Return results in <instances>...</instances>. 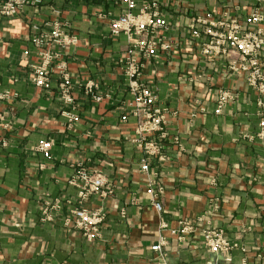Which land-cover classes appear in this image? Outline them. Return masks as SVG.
Returning <instances> with one entry per match:
<instances>
[{
  "label": "crops",
  "instance_id": "1",
  "mask_svg": "<svg viewBox=\"0 0 264 264\" xmlns=\"http://www.w3.org/2000/svg\"><path fill=\"white\" fill-rule=\"evenodd\" d=\"M24 1L16 15L0 14V93L10 94L0 100V264H154L157 244L170 264H264V95L238 52L205 54L207 37L191 33L196 17H209L264 34V0H136L157 3L167 22L158 37L168 49L148 60L138 38L111 35L110 22L126 12L121 0ZM254 13L258 24L249 23ZM55 22L76 42L52 47L60 57L43 89L29 79L42 53L32 36ZM258 61L264 73V51ZM134 65L166 111L164 137L137 132ZM64 72L71 104L60 98ZM221 90L234 99L217 114ZM41 141L51 143L49 159ZM78 165L104 175V194L80 199L70 183ZM78 206L104 217L93 241L66 224ZM209 230L237 248L211 252Z\"/></svg>",
  "mask_w": 264,
  "mask_h": 264
},
{
  "label": "built area",
  "instance_id": "2",
  "mask_svg": "<svg viewBox=\"0 0 264 264\" xmlns=\"http://www.w3.org/2000/svg\"><path fill=\"white\" fill-rule=\"evenodd\" d=\"M126 7L124 15L110 22L111 35L119 37L122 34L130 38H138L133 44L142 54L145 60L158 55V46L168 49L158 37L159 31L167 27L160 8L155 2H145L138 4L136 0H121ZM25 2L24 0H0V14L3 16H14L18 7ZM262 21L259 13H254L249 23L258 24ZM32 36L33 43L42 49L39 62L32 67L29 75L30 81L39 88H50V74L54 61L60 55L53 52V46L65 48L76 42L74 37L64 33L60 22H55L49 31L40 32L34 28ZM192 35L196 38L204 35L207 37V43L204 46V53H211L212 49L226 52L232 50L238 52L246 62L243 70L249 72L248 83L256 89L259 94L264 95V73L259 65V54L264 51V34L260 30L242 32L236 22L215 24L209 20V17H196ZM65 69V64L61 65ZM235 67H232V69ZM130 78V92L134 97L133 114L139 118L137 132L140 135L159 133L161 137L166 135V111L157 105V96L151 86L142 78L141 65L132 66L127 72ZM59 93L61 100L66 104L73 103L71 96V85L68 75L64 72L62 81L59 84ZM9 93H0V100L8 99ZM234 99V95L229 90H221L217 96L216 113L219 114L223 108ZM262 108L260 112L259 129L257 137L264 138V101H258ZM69 122L77 121V117L67 115ZM158 145V144H157ZM159 146V145H158ZM157 146L155 145L154 148ZM37 151L42 153L45 158H50L51 143L41 141L36 147ZM156 151L159 152L158 147ZM148 166L144 164L142 170L147 171ZM73 185L80 187L79 197L83 201L90 195H102L106 189V179L101 173H89L81 165H78L76 174L70 181ZM148 193L157 197L158 192L150 185ZM159 193L161 191L159 190ZM155 208L162 210L160 202L155 200ZM53 208H59L56 203ZM49 213L44 214V220H51ZM104 217L95 211H89L84 207L78 206L70 210L66 218V224L71 228L80 231L87 240L93 241L99 236V226ZM163 226H166L163 224ZM205 239L211 252L215 254L228 253L230 250L237 248V244L231 243L219 230H209L205 232ZM152 250L158 253L154 264H170L164 253L161 244L152 247Z\"/></svg>",
  "mask_w": 264,
  "mask_h": 264
}]
</instances>
